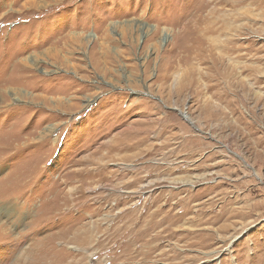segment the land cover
<instances>
[{
  "label": "rangeland",
  "instance_id": "374dc122",
  "mask_svg": "<svg viewBox=\"0 0 264 264\" xmlns=\"http://www.w3.org/2000/svg\"><path fill=\"white\" fill-rule=\"evenodd\" d=\"M0 264H264V0H0Z\"/></svg>",
  "mask_w": 264,
  "mask_h": 264
},
{
  "label": "bare ground",
  "instance_id": "6f19581e",
  "mask_svg": "<svg viewBox=\"0 0 264 264\" xmlns=\"http://www.w3.org/2000/svg\"><path fill=\"white\" fill-rule=\"evenodd\" d=\"M26 59H28L29 62H32V61H33V62L35 63V59H36V58L27 57ZM33 62H32V63H33ZM183 117H184L185 119H188L185 115H183Z\"/></svg>",
  "mask_w": 264,
  "mask_h": 264
}]
</instances>
